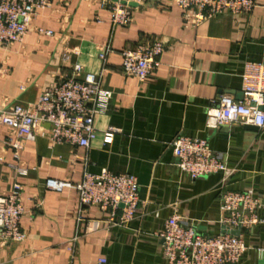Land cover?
<instances>
[{"label": "crops", "instance_id": "0c3cea01", "mask_svg": "<svg viewBox=\"0 0 264 264\" xmlns=\"http://www.w3.org/2000/svg\"><path fill=\"white\" fill-rule=\"evenodd\" d=\"M255 1L250 14H223L198 25L193 10L133 6L132 22L120 27L96 0H52L21 43L0 48V110L33 106L51 84L71 76L75 64L99 74L101 87L113 94L95 119L99 134L90 147L54 145L39 135L23 139L19 159L26 175L15 170L20 163L0 120V194L23 186L21 228L27 233L24 242L0 250V264H167L158 236L172 216L200 235L218 236L227 232L223 193L253 191L264 202V128L244 121L206 127L212 102L243 100L246 62L264 63V0ZM155 41L165 46L156 71L145 81L125 75L122 53ZM64 54H72L70 61ZM108 127L121 132L104 146ZM180 135L206 139L227 171L197 180L181 173L171 146ZM105 169L138 180V211L126 227L112 225L107 212L84 208L75 189L45 188L48 178L78 185L85 173ZM240 236L249 250L239 264H264V253H257L264 250V225Z\"/></svg>", "mask_w": 264, "mask_h": 264}, {"label": "built area", "instance_id": "2783aa9c", "mask_svg": "<svg viewBox=\"0 0 264 264\" xmlns=\"http://www.w3.org/2000/svg\"><path fill=\"white\" fill-rule=\"evenodd\" d=\"M95 1V0H94ZM110 11L114 26L126 27L132 22L131 4H172L181 10H193L192 22L198 25L207 19L223 14H250L256 7L255 0H96ZM52 0H0V48H10L21 43L40 11L49 8ZM48 37L53 31L40 30ZM165 46L161 41L140 44L122 53V71L140 81L148 79L160 66ZM73 54L78 55L76 50ZM72 54H64L70 61ZM107 50L99 58L106 60ZM71 76L53 83L33 106L10 104L0 110V120L9 130L6 144L14 151L19 166L17 173L26 175L28 170L19 159L22 140L35 135L48 138L52 144H68L88 148L98 137L96 117L106 109L112 92L104 90L100 75L85 72L80 64L72 67ZM242 79L243 100L236 101L222 96L212 102L207 111L206 127L218 129L244 121L245 124L264 128V63L246 62ZM22 91L25 88H21ZM120 129L108 127L103 133L104 146L113 144ZM179 171L191 180L227 171L225 164L202 138L178 136L172 142ZM48 191L61 193L75 189L84 208H98L109 214L114 226L126 227L136 217L139 207V184L131 174L116 175L108 170L100 174L85 173L78 185L48 178ZM23 186L15 183L9 193L0 194V250L10 244L27 239L21 228L26 213L22 198ZM43 201L38 202L41 207ZM222 224L227 232L218 236H203L193 226L183 225L180 218L172 216L159 234L162 252L167 264H239L249 250L242 236H234L229 230H251L264 225V202L253 191L225 192L221 196ZM259 256L263 249H257ZM105 263V260H100Z\"/></svg>", "mask_w": 264, "mask_h": 264}, {"label": "water", "instance_id": "95a60500", "mask_svg": "<svg viewBox=\"0 0 264 264\" xmlns=\"http://www.w3.org/2000/svg\"><path fill=\"white\" fill-rule=\"evenodd\" d=\"M130 6L133 7V6H136V5L131 4ZM261 109H263V108H261ZM229 232H230V234H232V235H234V236H240V234H241V229L238 228L237 230H229Z\"/></svg>", "mask_w": 264, "mask_h": 264}]
</instances>
